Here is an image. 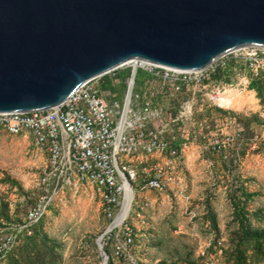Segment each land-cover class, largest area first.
Instances as JSON below:
<instances>
[{"label": "built area", "instance_id": "obj_1", "mask_svg": "<svg viewBox=\"0 0 264 264\" xmlns=\"http://www.w3.org/2000/svg\"><path fill=\"white\" fill-rule=\"evenodd\" d=\"M139 72L149 76L145 84L137 80ZM106 79L123 83L121 101L116 89L104 87ZM252 81L264 85V47L234 50L193 71L134 59L86 82L55 108L0 113V130L27 141L39 163L32 204L0 237V264L65 190L80 187L92 191L109 221L102 246L111 245L113 259L136 264L132 249L148 206L143 194L186 195L183 163L191 145L198 159L210 154L221 163H240L246 143L237 113L258 109L264 115L249 89ZM262 141L255 134L244 156ZM224 250L217 239L201 247L199 258L219 264Z\"/></svg>", "mask_w": 264, "mask_h": 264}, {"label": "water", "instance_id": "obj_2", "mask_svg": "<svg viewBox=\"0 0 264 264\" xmlns=\"http://www.w3.org/2000/svg\"><path fill=\"white\" fill-rule=\"evenodd\" d=\"M248 46L264 0H0V113L55 108L134 59L193 71Z\"/></svg>", "mask_w": 264, "mask_h": 264}, {"label": "rangeland", "instance_id": "obj_3", "mask_svg": "<svg viewBox=\"0 0 264 264\" xmlns=\"http://www.w3.org/2000/svg\"><path fill=\"white\" fill-rule=\"evenodd\" d=\"M148 79L147 74L137 75L142 84ZM104 81L105 88L117 90L116 100L121 101L123 83ZM259 113L258 109L237 113L246 143L240 163H221L210 154L198 159L199 151L191 145L183 163L189 200L170 192L150 193L132 249L136 264H202L201 247L217 239L225 249L217 263L264 264V241L256 248L252 240L243 239L236 217V211H243L250 229H264V141L244 156L252 137L264 130V115ZM215 121L210 120L212 128ZM31 151L23 138L0 130V237L21 223L32 204L39 163ZM108 224L90 189L65 190L34 227L36 237L30 241L21 237L4 264H103L97 240ZM105 248L112 264H126L112 258L111 245Z\"/></svg>", "mask_w": 264, "mask_h": 264}, {"label": "trees", "instance_id": "obj_4", "mask_svg": "<svg viewBox=\"0 0 264 264\" xmlns=\"http://www.w3.org/2000/svg\"><path fill=\"white\" fill-rule=\"evenodd\" d=\"M249 89L253 90L256 93V96H257L262 108L264 109V85L262 84V82L261 81H252L249 85ZM242 212L243 211H240V210L236 211V217L238 218V220L241 223V235H242L243 239H245V240H252L254 242V247L259 248L260 247V241H264V229H256V230L250 229V227L247 226L248 223L245 222L246 219H245ZM33 229H34V227H33ZM33 229H32L31 236H27V235L22 234L19 237L17 244L19 243L21 237H24L26 240L28 239L27 241L33 240L34 237H36V235L38 233L37 231H33ZM26 243L27 242H25V244ZM107 246H109V245L107 244L106 246H103V250L105 253H107L106 248H105ZM238 247H240V244H238L236 248L238 249ZM238 256H241V254L239 253ZM107 264H112L110 258H108Z\"/></svg>", "mask_w": 264, "mask_h": 264}, {"label": "crops", "instance_id": "obj_5", "mask_svg": "<svg viewBox=\"0 0 264 264\" xmlns=\"http://www.w3.org/2000/svg\"><path fill=\"white\" fill-rule=\"evenodd\" d=\"M261 136H262V137L264 136V130H263V132L261 133ZM263 141H264V139H263ZM186 153H187V156H188V158H189V157H190V156H189V151H187ZM251 161H253V160H251ZM250 163H254V161H253V162H250ZM150 193H153V192H146V193L143 194V197L147 199V197L150 195ZM150 204H151V203H150ZM150 207H151V205H150Z\"/></svg>", "mask_w": 264, "mask_h": 264}]
</instances>
